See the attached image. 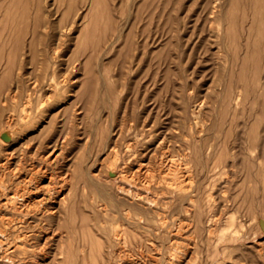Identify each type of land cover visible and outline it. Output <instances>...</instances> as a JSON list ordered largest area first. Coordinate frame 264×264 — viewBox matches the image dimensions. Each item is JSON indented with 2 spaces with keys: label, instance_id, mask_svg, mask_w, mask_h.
<instances>
[{
  "label": "bare ground",
  "instance_id": "obj_1",
  "mask_svg": "<svg viewBox=\"0 0 264 264\" xmlns=\"http://www.w3.org/2000/svg\"><path fill=\"white\" fill-rule=\"evenodd\" d=\"M5 1L6 0H3L0 6H3ZM97 2L98 0H91L90 6L91 10L96 15ZM261 3L264 4L263 2ZM205 4V9L211 13L209 14L210 16L212 14V16L216 14L217 18L219 17L221 18L220 20H223L220 10L222 9L221 2L220 7H218L219 3L216 4V2H214L212 4L210 0H207ZM232 5H235L234 2ZM244 5L245 4L243 3V6ZM233 6H231V8ZM247 6H249V4ZM10 9V14L12 16L11 32L14 27H17V18L13 11L14 9L10 8L8 5L5 8L3 12L4 15L0 20V31H4L7 28L8 21L5 20V16L9 15ZM244 9L246 10L247 8ZM207 11L205 12L207 13ZM229 14L234 15L236 13L231 12ZM242 14H244L241 15V22L243 20L242 25L243 23H246L247 26V23L250 22L248 19V14H246V12ZM239 17H237L238 20ZM130 19H132V16H130L129 20ZM262 19L261 21H263ZM73 22L75 23L76 20ZM232 22L234 23L236 21L232 20ZM74 23H72V26H74ZM254 25L255 23L252 21L249 28L246 29L247 31L245 30V33L247 32V36L252 32L251 28L254 27ZM226 27H228V25H226ZM259 27L260 26H258V28ZM73 29L74 27L70 29V32H72ZM227 30L228 31L226 32H229L230 29L227 28ZM32 31L33 32L30 33V42L33 43V41L37 38L39 31L38 28H34ZM256 34L258 35V33ZM52 35L53 34H51V36L48 35L47 38H40V40H44L47 45V48L43 52H41L43 48L40 49V53H42L43 56H41L38 60H35V62L30 61L32 66L27 68L25 66L27 62L24 60L21 61L18 66V71L15 75V83L10 87H7L3 92V86L9 75L10 69H12V63L9 62L2 69L3 74L0 82V260L2 259L12 263L14 262L16 264H38L39 261L41 262V260H44H37L35 255L38 251L44 249V246L47 243L46 241L50 235L45 228L47 227L45 224V219L49 217L47 211L51 212L50 217L52 216L56 219L57 217L58 219L64 218V225H66L69 229L67 231L69 233L75 232L74 236L75 240L77 241V245L74 248L70 246V250L66 252L59 264H202L201 262L198 263L197 252L200 247L199 243H208L211 241V239L216 237L218 239L217 245L222 242L227 243L223 249L225 252L226 248L229 246V241L227 238L226 240L224 239V235L228 234L227 229L229 227L234 230L233 232L241 230L237 222L240 220V218L237 220V217L232 214L226 219V221L222 220L224 215L223 211L227 209V205H223L222 207L221 204H218L214 198L213 191L215 186H217L220 181H228L229 179V181L232 183L234 181L235 183L237 180L236 178H239V176H243L246 180H251L258 176L264 181V127L261 131L263 134L260 141L257 138L258 140L255 142L253 141L255 144L244 149L242 147L243 139L238 135V137H234L235 141H233V145H231V147H234L233 151L231 150L230 152V147H227L228 149L225 148L227 149L225 152L222 151L219 153L221 156H216V141H214V138H204L202 135L204 126H206L205 118L203 119L204 116L197 114L193 115L192 118H188L187 120V115L184 114L185 112H183V109V115L186 116L181 120L182 130H179L180 132L178 139H174L175 141H172V139L171 141L168 140L169 137H167L168 139H160V142L157 143L158 146H154L155 148H158L157 150L159 151H155V159L153 161H151L153 159L152 156L150 160L148 159L149 161H145V153L137 148L139 141L134 140V142H129L131 140L130 139L127 143H124V148L122 149L121 147V150L119 148H115V146H112L111 150L116 157L115 161L110 164L107 169L105 168V170H102V167L101 169H97V165L96 167L94 166L96 160L90 157V155H76L71 152L72 148L69 147L71 142H75L73 130L76 128V125H81V140H83L85 144L89 143L92 129L96 125L92 126L93 124H91L87 119L86 104L89 103H83V106L77 107L78 109L76 111L79 112L76 113L75 110H73V106L75 105L73 102V96H70L69 98L65 96V94L70 91L71 87L75 86V82L71 81L72 75H70L68 78L65 76L63 80L58 79L56 75L60 64H62V62H59V56L68 42L69 34L59 32L54 34V36ZM70 38L71 37H69V39ZM223 38L225 39V36ZM233 39L231 41H233ZM245 42L248 43V41ZM96 44H94V47L96 46L97 48L99 44ZM236 46L234 45V47ZM16 47L17 46H15V48ZM256 53L258 54L257 51ZM91 56L92 55H90V58ZM242 60L245 61L244 59ZM243 61L242 64L246 62L245 61L243 63ZM241 68L244 67L242 66ZM259 68H261V66ZM25 72L28 73V78L24 76ZM90 79L91 78L87 79L86 83H89ZM120 82L122 83V80ZM153 82H155V80H153ZM130 85L127 84L126 90L128 86L131 88ZM119 87H122L121 84H119ZM43 88L47 90L45 93H43L45 98L39 96ZM241 88L243 87H240V90L237 89V91H239L235 95H229V93L225 94V89L224 94L221 96L222 99L220 98L222 102L219 101L220 104L224 103L225 107V112L222 110L223 107H220V110L224 112L222 114V111H219L223 115L221 120L217 118V121H220V123L226 122L225 116L228 114L230 115V113L227 114L230 107H234V113H232L233 116L229 118L231 120L230 127L233 126V123L235 124V118L239 114L243 115L242 112L238 110L240 105H242L241 102L245 100V98L242 97L243 91ZM85 89L87 90V88ZM251 90L254 91V88ZM119 91L122 90L119 89ZM82 92L84 93V91ZM86 94L88 99L89 95L88 93ZM122 96H125V94ZM259 96H261V93H255V101L260 100ZM126 97H128V95H126ZM261 97L264 98L263 96ZM122 98L124 99V97H121V99ZM202 98L203 99L195 103L196 105L194 104L196 107L194 108V111L195 109H198L201 113L207 115L206 112L209 110L206 109L208 106V104H206L208 103L206 101L207 98ZM242 98H244V100H241ZM80 100L82 99L80 98ZM134 101L136 100H133V102ZM214 101L216 102L217 100ZM53 104L56 105L53 106ZM50 105L53 106V108H51ZM122 105L118 104V106ZM154 105L156 106V104ZM254 105H256V102ZM129 106L131 107V105ZM242 106H244V103ZM57 108H60L62 111L61 113L64 115L62 123H58L57 118L59 115V110L56 112L54 111ZM118 108L120 107H117L116 111ZM245 108L247 109V107ZM83 109L85 111H83ZM128 109L129 108L127 104L121 112L122 117L119 118L121 119L119 121L120 124L117 123L120 125V128L118 127L119 130L117 132L115 131L118 135L115 140L127 134L129 136L133 134L134 137H137L141 134L143 135H140L142 138H147L148 133L146 132H148L150 129L153 131L152 128L155 126L152 124L155 123V121H152L153 123L150 124L152 127H149L147 130L145 129L143 122H140L138 116L136 115V113L138 114L139 112L135 113L134 110L130 112V109ZM263 109L264 107L254 111L256 112L255 119H257L258 123L255 122L254 125L252 124V128L250 125V130L257 126V124L259 125V120L261 121V119H264ZM113 111L111 110L110 112ZM190 113V115H192V112ZM209 113L211 114V112ZM249 113V115H244V127H246L250 121L248 117L250 118L252 114L254 115L253 111H249ZM111 115L114 116L112 113ZM199 116L203 117L199 118ZM115 118L114 120L117 122L118 119L116 120ZM238 118L240 117L238 116ZM241 118H243V116ZM142 119L144 118L142 117ZM73 120H76L77 122ZM228 120L227 122H229ZM108 121L110 122V120ZM142 121L145 122V120ZM175 121H177V119ZM178 124L180 123L178 122ZM104 125L102 126L101 124L102 127H104ZM236 126L237 125H235V127ZM259 126H257L258 128L256 127V129H259L260 133L261 128H259ZM22 127H31L27 128V130L32 129V127L36 128L34 130L33 137L29 136L28 138L30 139L31 137V141L27 139L23 140L25 138L20 136L22 133L27 131H20ZM171 127L170 129L168 127L167 130L169 129L171 131L172 129V131H174V129ZM219 127L223 128L224 126ZM177 128H179V126H177ZM157 129L159 130L160 128L158 127ZM208 130L209 128L207 131ZM227 130H230L228 132H233V128L232 130L230 128ZM254 130L255 128L252 130L253 133ZM207 131L204 132L207 133ZM257 131L255 132L258 133ZM228 132H226V134ZM151 133L150 135H152ZM144 134H146V136H144ZM174 134L176 135V133ZM156 135L154 134L152 136ZM17 136L21 139H19ZM114 138L115 137H113L112 140H114ZM131 138L133 139V137ZM158 138L159 137L157 136V139ZM170 138H174V136H170ZM6 140L7 142L9 140H16L15 143L17 146L14 147V145H10L6 147L4 143ZM176 141H180V143L176 144ZM227 141L229 142L228 136L225 135V147L228 145ZM118 146L116 145V147ZM222 146L220 148H222ZM175 149L176 151L178 150V152L173 154ZM151 151V154H153V150ZM224 153L227 155L223 156ZM98 156L100 155L98 154ZM202 175H204L203 178ZM210 175L212 176L210 181H205L206 177H209ZM193 176H197L198 178L202 179L201 181L199 180L195 182V179H193V181L191 180ZM103 177H105V181H103ZM250 186V190H253L252 187L254 186ZM262 186L263 196L262 200L260 201L263 202L264 182ZM233 187L236 188V185ZM241 199L239 200L241 201ZM252 209H250L249 212L246 211V215L252 217ZM258 212L259 211H257V213ZM167 213L171 215L170 220L167 218ZM77 214H80L82 217L80 223L77 222ZM257 226L264 229V217L259 218L257 221ZM58 227L62 228L63 225ZM144 229L153 232L156 238L159 239L156 245H153L151 241H149ZM219 229H222L220 231L221 233L217 234L216 231ZM243 233L241 235H243ZM40 234H43V237L45 238L44 241H41L40 243H33L32 239L39 237ZM186 235H190L189 240L186 238ZM233 238L234 237L231 239ZM250 239L252 238L250 237ZM247 240L249 241V237ZM233 247L232 249H234ZM262 247L263 246L260 248ZM152 249L156 251L153 252L155 254H150ZM245 252H247V250H244V253ZM250 257H252V255ZM260 257H263L262 253ZM253 258L255 259L251 261V264H264V259L260 258L261 260H259V257L257 258L254 256ZM46 263L47 262L44 260L41 264Z\"/></svg>",
  "mask_w": 264,
  "mask_h": 264
},
{
  "label": "rangeland",
  "instance_id": "obj_2",
  "mask_svg": "<svg viewBox=\"0 0 264 264\" xmlns=\"http://www.w3.org/2000/svg\"><path fill=\"white\" fill-rule=\"evenodd\" d=\"M206 1L207 0H98L96 4V15L91 10V0H6L3 6H0V20L4 15L3 12L5 8L9 5L10 8L14 9L13 11L16 14L17 27H14L11 32L12 16L10 14V9L9 15L5 16V20L8 21L7 28L4 31H0V82L3 74L2 69L9 62L12 63V69H10L2 92L6 90L7 87H10L15 83V75L18 71V66L21 61L24 60L27 62L25 65L27 68L32 66L30 61L35 62V60H38L41 56H43V54L40 53V49L43 48L41 51L43 52L47 48V45L44 40H40L41 37L43 39L47 38L48 35L51 36V34H53L52 36H54L56 33L63 32L69 35L68 42L59 56V62H62V64H60L56 72L57 78L63 80L65 76L68 78L70 75H72L71 81L75 82V86H72L70 91L67 92L65 96L67 98L73 96V102L75 103L73 107L75 109L73 107L72 108L76 113L79 112L76 111L78 109L77 107L83 106V103H89L86 104L87 119L91 124H93L92 126L98 125L97 127H94L95 129H92V134L88 144H85L84 141L81 140V125H76V128L73 130L75 142H71L69 147L72 148L71 152L76 155H90V157L96 160L94 166L96 167L97 165V169H101L102 167V170H105V168L107 169V167L115 161L116 157L111 150L112 146H115V148H119L121 150V147L122 149L124 148V143H127L130 139L131 140L129 142H134V140L139 141L137 148L145 153V161H149L151 156L153 157L151 161H153L155 159V151H159L157 150L158 148L155 147L158 146L157 143L160 142V139L167 137H169V139H167L170 141L171 139L172 141L174 139H178L180 132L179 130H182L181 120L185 118L186 115L187 120L188 118H192L193 115L197 114L204 116H202L206 121L204 131H207L208 128L209 130L207 133L203 131L202 135L204 138H214V141H216V156H221L219 153L222 151L225 152V150L228 149L227 147H230V152L231 150L233 151L234 147H231V145H233V141H235V138L236 136L238 137V135L243 139L242 147L244 149L248 148L255 144L254 142L256 140L259 139L260 141L263 134L261 131L264 127V119H261L262 122L259 120L260 126L257 124V126L261 128V134L259 133V129H256L257 126L254 127V133L252 132L254 128L250 130V125L252 128V124L254 125L255 122L258 123L257 119H255L256 112L254 111L264 107V98L261 97H264V4L261 3H264V0H210L212 4L214 2H216V4L219 3L218 7H220L221 2L222 9H218L221 10V16H223V20H220L221 18L219 17L217 18L216 14H214V16H212L213 14L211 16L209 15L211 13L205 9ZM2 2L3 0H0V5ZM233 2L235 4L234 6L232 5ZM247 2L249 6H247ZM238 3L242 5H237ZM243 3L246 7L243 6ZM231 6L233 7L231 8ZM244 8H247V11ZM204 10L207 11V13ZM231 12L236 13L237 16L236 14H229ZM245 12L248 14V19L250 20V22L247 23V26L246 23H243L242 25L243 20L241 22V15H244L242 13ZM130 16H132V19L129 20ZM237 17H239V20ZM261 19L263 21H261ZM74 20H76L75 23L73 22ZM232 20L236 22L233 23ZM252 21H254L255 25L251 28L252 32L250 31V35L247 36V32L245 33V30L249 28ZM72 23H74V26H72ZM226 25H228V27H226ZM71 26L74 27L72 32H70V29L72 28ZM258 26L261 28H258ZM34 28H38L39 34L32 43L30 42V33L33 32L32 30ZM227 28L230 29L229 32H226L228 31ZM231 29L236 34H234ZM256 33H258V35ZM224 36L225 39L223 38ZM69 37L71 38L69 39ZM232 39L233 41H231ZM245 41H248V43ZM93 43L99 44L98 47H94ZM236 44L239 46L237 47ZM234 45L236 47H234ZM15 46L19 47L15 48ZM90 55H92L91 58ZM242 59H244L246 62ZM242 61L243 63L245 62V66L242 64ZM242 66L244 68H241ZM260 66L261 68H259ZM24 76L27 78L29 77L28 73L26 72ZM89 78H91L90 81L88 80L89 83H86V80ZM121 80L122 83L120 82ZM153 80H155V82H153ZM119 84H121L122 87H119ZM127 84H131V88L128 86L126 90ZM240 87H243L241 88L243 93L242 91L241 93L242 97H244L246 100L245 101L244 98H242L241 100L244 101H242L241 104L243 105L244 103V106L247 107V109L240 105L238 110L241 111L243 115L239 114L238 116L240 118L243 116V118L240 119L237 116L235 118V124L233 123V126L231 125L232 127H230L231 120L229 118L233 116L232 113H234V107H230L228 110L229 112H227V114L230 113V115L228 114L226 115L227 117L225 116L226 122L220 123V121H217V118L221 120V117L223 116L222 114L225 112L224 103H221L222 106L220 104V102H222L221 96L224 94L225 89V94L229 93V95H235L240 90ZM85 88H87V90ZM214 88L219 94H221L219 95ZM252 88H254V91L251 90ZM119 89L122 91H119ZM237 89L239 90L237 91ZM45 91L47 90L43 88L39 96L45 98L43 94ZM82 91H84L85 94L88 93V99L87 94L85 95ZM255 93H261V96H259L260 100L255 101ZM124 94L125 96H122ZM126 95H128V97H126ZM247 95L250 97L248 98ZM121 97H124V99H121ZM202 97H204V99L207 98L206 101L208 103L206 104H208V106L206 109H209L206 112L207 115L201 113L198 109H195L194 111V108H196L195 103L203 99ZM80 98L82 100H80ZM133 100H136L134 101L135 103ZM214 100L217 101L215 102ZM255 102L256 105H254ZM118 104H128V108L130 109L128 110L130 112H132V110H134L135 113L139 112L138 114L136 113V115L138 116L140 122H143L145 129L148 130L149 127H152V125L155 126L152 128L153 131L150 129L148 132H146L149 135H147L148 139L146 137L142 138L141 136L143 135L141 134V136L138 135L137 137H134L133 134L130 136L127 134L115 140L118 137L116 132L120 128L119 121L121 119L119 118L122 117L121 112L125 108V105L118 106ZM154 104H156V106ZM55 105L56 104H53V106ZM129 105H131V107ZM53 106L50 105L51 108H53ZM116 106L120 107L117 111ZM220 107H223L222 110L224 112L220 110ZM139 108H142L143 110L141 109V111ZM58 110L59 115L57 120L58 123H62L64 115L61 113L62 111L60 108H57L54 111L56 112ZM111 110L114 111L110 112ZM182 110L186 115H183ZM83 111L85 110L83 109ZM219 111H222V114ZM249 111H253L254 115L252 114L250 118L247 116L250 121L248 125L244 127V115H249ZM190 112H192V115H190ZM209 112H211V114ZM111 113L114 116H112ZM142 117L144 119H142ZM202 117L199 116V118ZM114 118L116 120L118 119L117 122L114 120ZM176 119L180 124L175 121ZM108 120H110V122ZM142 120H145L146 123ZM227 120L229 122H227ZM73 121L77 122L76 120ZM152 121H155V123ZM101 124L102 126L105 124L104 127H102ZM235 125L238 127L236 126V128ZM166 126L167 128L169 127V129L172 126L171 128H173L174 131H172V129L171 131L169 129L167 130ZM177 126H179V128H177ZM219 126H224L225 128L223 127V129ZM158 127L160 128L159 130L157 129ZM164 127L166 128V131ZM27 128L31 127H22L20 131L23 132L24 130H27ZM228 128L231 130L233 128V132H228L230 131L227 130ZM35 129L36 128L32 127V129L27 130L20 136L25 138L23 140H30L31 137H33ZM226 132L228 133L226 134ZM150 133L152 135H158L152 136ZM172 133H176V135H173ZM225 135L228 136L229 140V142L227 141L228 145H226V147L224 145ZM29 136H31L30 139H28ZM112 136L115 137L114 140H112ZM144 136H146V134H144ZM157 136L159 137L158 139ZM170 136H174V138H170ZM131 137H133V139ZM18 138L21 139L20 137ZM15 142L16 140H9L8 142L7 140L4 141L6 147L10 145H14V147L17 146ZM179 143L180 141H176V144ZM145 144H147L150 149ZM116 145L118 147H116ZM221 146L222 148H220ZM151 150H153V154H151ZM177 152L178 150L176 151L175 149L173 154H176ZM98 154L100 156H98ZM226 155V153L223 154V156ZM203 177L204 175H202V178ZM202 178L193 176L191 180L193 181V179H195L194 181L196 182L199 180L201 181ZM211 178L212 176L210 175L209 177H206L205 181L209 182ZM260 178L261 177L256 176V178L254 177L251 180H246L243 176H239V178H236L237 180L235 183L234 181L232 183L228 179V181H220V183L217 185L218 187L215 186L213 195L216 199V202L221 204L222 207L223 205H227V209L223 211L224 215L222 220L226 221L230 215L234 214L237 217V220L240 218V222H237L241 230L233 232L234 230L231 227L227 229L228 234L224 235V239L226 240L227 238L229 241V246L226 248L225 252L223 249L227 243L222 242L217 245V237L211 239V241L208 243H199L200 247L197 252L198 263L251 264V261L255 259L253 256L257 258L259 257V260L264 259V229L261 227L260 229L259 226H257V221L259 218L264 217V201H260L262 200L263 196L262 184L264 181L262 178L260 180ZM103 181H105V177H103ZM248 181L250 185L254 186L252 187L253 190H250L251 186L249 185ZM235 185L236 188L233 187ZM237 196L240 197L238 198ZM239 199H241V201ZM238 200L241 202V204ZM250 209H252L254 213V215L252 213V217L246 215V211L249 212ZM257 211L259 212L257 213ZM50 213L51 212L47 211L49 217L45 219V224L47 225L45 228L50 235L46 241L47 243L44 246V249L38 251L37 253L35 252V258L37 260L44 259L47 262L46 264H59L66 252L70 250V246L72 248L76 247L77 241L75 240L74 236L75 232L69 233L67 231L69 229L66 225H64V218L58 219L57 217L56 219L55 217H50ZM167 214V218L170 220L171 215L169 213ZM76 216L77 222L80 223L82 220L81 215L77 214ZM251 218H253L255 222ZM57 225H63V227L60 228ZM144 230L149 241H151L153 245H156L159 239L156 238L153 232L147 229ZM221 230L222 229L217 230L216 233H221ZM242 233L243 235H241ZM189 236L190 235H186L188 240ZM231 236L234 238L231 239ZM248 237L249 241L247 240ZM250 237L252 239H250ZM44 239L45 238L43 237V234H40L39 237L32 239V242L40 243L41 241H44ZM261 246L263 247L260 248ZM232 247L234 249H232ZM243 249L245 251L247 250V252L244 253ZM153 252L156 251L152 249L150 254ZM261 253L263 254L262 258L260 257ZM251 255L252 257H250ZM44 260H41V262L39 261L38 264H41ZM0 264L16 263L1 259Z\"/></svg>",
  "mask_w": 264,
  "mask_h": 264
}]
</instances>
